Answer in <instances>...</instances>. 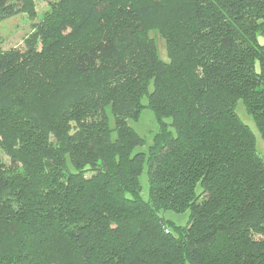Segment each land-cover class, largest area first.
<instances>
[{
	"label": "trees",
	"instance_id": "1",
	"mask_svg": "<svg viewBox=\"0 0 264 264\" xmlns=\"http://www.w3.org/2000/svg\"><path fill=\"white\" fill-rule=\"evenodd\" d=\"M33 30L0 50V264H264V162L236 111L264 142V0H53Z\"/></svg>",
	"mask_w": 264,
	"mask_h": 264
},
{
	"label": "rangeland",
	"instance_id": "2",
	"mask_svg": "<svg viewBox=\"0 0 264 264\" xmlns=\"http://www.w3.org/2000/svg\"><path fill=\"white\" fill-rule=\"evenodd\" d=\"M53 0H32V11H25L12 17L4 18L0 20V50H7L10 48H18L26 50L24 48V39L34 32L33 26L40 23L44 12L48 9V4ZM151 36L154 37L157 46L158 57L162 61H167L166 46L160 37H157L156 32H151ZM40 47H38L39 49ZM239 103L236 107V111L239 117L249 126L255 135V144L258 154L261 156L264 162V142L260 133L255 127V124L251 118L246 114ZM110 125L112 126V118H110ZM132 128L136 133L144 138L145 148L152 142V133L156 129V121L149 109L142 112L141 116L136 122L130 121ZM0 160L8 163V158L0 150ZM140 183L143 189L144 195L147 190L146 174L143 172L140 177ZM165 218L171 220L177 225H185L188 218V213H173L166 212Z\"/></svg>",
	"mask_w": 264,
	"mask_h": 264
}]
</instances>
